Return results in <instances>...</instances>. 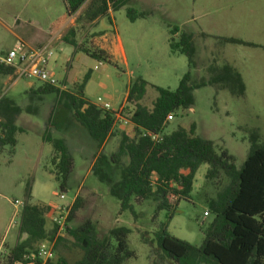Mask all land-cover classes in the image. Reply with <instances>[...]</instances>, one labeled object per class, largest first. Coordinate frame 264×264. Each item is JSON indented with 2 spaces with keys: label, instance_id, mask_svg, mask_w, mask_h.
Masks as SVG:
<instances>
[{
  "label": "rangeland",
  "instance_id": "rangeland-1",
  "mask_svg": "<svg viewBox=\"0 0 264 264\" xmlns=\"http://www.w3.org/2000/svg\"><path fill=\"white\" fill-rule=\"evenodd\" d=\"M237 1L236 3H241V15L242 4L249 11L251 36L264 42V0ZM227 2L228 0H130L118 11L110 12L112 24L102 18L96 24L76 27L75 19L79 12L68 18L63 0H0V54L13 49L17 41L32 45L33 41L44 38L52 25H56L57 28L49 36V39L54 40L52 61L56 59L57 63L53 73L56 85L52 87L73 93L74 83L69 84L66 80L69 75L66 73L68 67H72L71 72L79 79L90 72L86 91H83V96L89 102L99 104L98 99L102 103L110 95L114 97L115 103H120L128 84L141 78L149 85L140 103L151 109L157 97V92L151 85H163L169 78L166 73L175 65L170 60H185L183 57H169V28L187 30V27L210 21L217 35L226 36ZM127 9L143 14V18L129 21L126 17ZM237 20L242 29L243 17L240 16ZM71 27L77 30L75 40L87 49L106 50L115 36L122 44L126 63L117 61L115 67L84 53L74 52L72 47L62 41ZM200 35L203 42L209 40L207 34ZM210 38L217 46L212 56L216 65L213 61L215 66L206 68L195 62L192 105L189 109L177 111L173 119L166 123L164 133L168 134L178 127L189 130L193 124L195 135L213 142L217 150L225 149L234 158L236 169H240L249 151L251 135H256L259 145L264 146V87L261 86L262 80L264 82V50L251 48L248 51L249 57L245 61L251 78L248 92L240 98L243 86L238 78L240 94L234 97L230 94V88L234 84L233 77L226 67V41L222 42V38L218 37ZM212 67L217 69H211ZM7 80L6 76L0 74V102L13 101L23 108L22 115H18L15 122V126L22 128L23 132L15 134L16 146L12 155L9 154L8 146L0 150V264L11 249L7 245L12 242L14 234H17L18 214L22 206L15 208L12 203L15 200L24 202L27 186L30 187L33 203L49 206L69 204L77 197L80 206L73 214L69 228H76L88 220L94 225L99 239L108 236L113 228H127V245L134 257L122 264H174L160 254L154 239L158 225L166 221L165 211H155L156 204L153 200L140 203L131 200L135 216L129 210L120 211L119 202L109 194L111 186L100 182L88 170L91 158L82 146L76 148L71 145L73 170L65 191L59 190L54 175L56 168L51 161L54 150L51 144L42 143L41 135L45 127L48 129L49 106L56 102L60 105L62 99L55 93L43 95L36 91V95L25 94L27 83L34 84L37 87L35 90L47 84L24 79L12 84L13 80ZM55 105L54 119L58 109L57 104ZM112 105L113 109H117L119 104ZM0 120H3L1 114ZM80 132L85 134L90 143L95 144L76 120L68 122L67 127H61L57 132L47 130L52 139L61 140L63 135L68 145L71 141L81 139ZM120 133L119 129L114 130L118 139ZM109 147L111 145L108 144L103 149L105 155H108ZM208 169L209 166L204 163L198 167L189 199L180 200L176 204L166 227L169 235L195 246L201 244L203 229L213 218L210 213L204 216L208 211L209 201L215 199L229 183V179L221 171L217 176L207 179ZM111 173V178L116 180L118 168ZM60 194L64 195L63 200L59 199ZM15 211L17 215L14 217ZM62 239L64 240L58 243L55 257L61 255L72 264L80 258L81 252L74 247L72 237L65 233Z\"/></svg>",
  "mask_w": 264,
  "mask_h": 264
},
{
  "label": "trees",
  "instance_id": "trees-1",
  "mask_svg": "<svg viewBox=\"0 0 264 264\" xmlns=\"http://www.w3.org/2000/svg\"><path fill=\"white\" fill-rule=\"evenodd\" d=\"M130 0H63L67 17L78 14L76 27L96 24L106 18L112 24L110 12H116ZM126 17L133 22L143 18L127 9ZM76 28L71 27L63 36V43L74 52L84 53L92 59L103 61L116 67L111 56L102 49H87L76 40ZM171 54L186 57L188 69L195 68L192 37L179 32L176 27L169 28ZM0 74H13V69L0 64ZM90 72L73 84V93L61 92L57 88L44 85L39 94L55 93L64 100L73 118L88 133L89 137L101 146L108 137L114 136L113 129L118 119L129 121L132 137L120 133L119 145L115 153L100 154L94 164L93 174L100 182L110 185L109 194L120 204V211L135 213L130 204L153 200L155 211H165L166 221L158 225L154 234L157 250L174 264H264V146L259 145L258 137L249 138V151L240 169H236L234 158L225 150H217L213 142L194 134L193 124L189 130L178 127L166 134L165 119L179 110L189 109L192 105V91L189 71L180 79L174 91L152 86L157 92L151 109L141 105L148 83L141 78L133 80L127 92L125 106L119 111L104 109L89 102L83 91ZM9 102H0V150L9 147L13 154L16 146L15 134L22 130L15 126L14 116L18 108H10ZM43 140L51 144L54 150L52 165L55 166V179L61 192L65 191L73 170V159L62 140L44 136ZM209 166L206 178L217 176L220 171L229 179L228 185L215 199L209 201L207 214L212 215L211 222L203 229L204 238L199 246L191 245L169 235L167 223L180 200H188L192 190L195 172L201 164ZM118 168L117 179L111 178L112 170ZM187 170V174L182 171ZM76 197L71 207L68 222L79 208ZM51 207L33 203L30 187L27 186L24 202L19 212L18 242L4 255L1 264H69L61 255L42 263L26 262L24 254L35 251L37 246L51 240L53 230L46 231V217ZM67 236L74 240L81 256L72 264H122L133 258L128 249L129 230L116 227L108 236L99 239L94 225L83 222L76 228L66 230ZM24 237V238H23ZM59 238L54 247L58 250Z\"/></svg>",
  "mask_w": 264,
  "mask_h": 264
},
{
  "label": "crops",
  "instance_id": "crops-1",
  "mask_svg": "<svg viewBox=\"0 0 264 264\" xmlns=\"http://www.w3.org/2000/svg\"><path fill=\"white\" fill-rule=\"evenodd\" d=\"M236 2H238V1L237 0H228V2L226 4V9H227V16H226L227 17V29H226L227 35L226 36L217 35L216 30L212 28V24L210 21L204 22L202 24H195V26H192V27H187V30H182L178 27H176V28L178 29V33L179 32H186V33L191 35L192 44L194 47V60L196 62V65H198V66H205L206 68H208L210 65H212V66L216 65V63L214 61V57H212V56H214L213 53H214V50L216 49L215 47H217V46H216L215 42L214 43L211 42L210 36L222 38V42L226 41V47H225V49H226V67H227L228 73L231 72L230 74L232 75L233 82H234V84L232 85L233 88L231 89L229 87L231 90L230 94L233 95L234 97L238 96V94H240V93H238V82H237V79L239 78L240 82L243 86V91L240 94V98H242V96H245V94H247V92H248L247 89H248L250 81H251L248 69H247V67H245V61H247L246 59L249 57L248 51L251 48L264 50V42L259 41L258 39L251 36V29L252 28L250 26L249 13H248L249 11H247V8L245 7V5L242 4V12L243 13L241 15L240 14L241 3H236ZM236 10L238 11L237 15H236ZM110 15H111V13H110ZM247 15H248V18H247ZM240 16L243 17V20H242L243 28L242 29H240V25H239L240 21L238 22V20H237V18L239 19ZM55 27H56V25L55 26L52 25L50 27V29L48 30V33L45 34V37L42 38L41 40L33 41L32 45L26 44L25 41H22V42L29 47H37V46L43 45V44H45L51 40V39H49L50 32L53 33V29ZM202 33L207 34L209 37L208 38L209 40H206L203 42L204 39L200 35ZM171 37L174 39H177V34L174 36H171L169 31H168V39H167L168 49H169V39ZM110 44L111 45L108 47V49L105 48L106 49L105 51H108V53L111 56V59L114 61V63L116 64L117 61H122V62L126 63L127 59H126V55L124 53L121 42L119 40H117L114 36V38L111 40ZM169 55H170L169 57H173L172 59H174V57H183L185 60H181V58H176V60H170L175 65L170 70H168L166 73V75H169V78H167V80L164 81L165 83L163 85H155V86H162L164 88H167L170 91H174V89H172V88L178 87L180 79L188 71L190 73V85H192V82L195 79L194 69L196 67L193 69H188V63H187L186 57H184L183 55H180V54H171L170 49H169ZM52 60L53 59H51V61L49 62V70H50V73L52 74V76L54 77L53 73H54L55 69L57 68V63L55 61L56 59H54V61H52ZM213 61H214L215 65H213ZM216 67H218V66H216ZM216 67H212L211 69H213V68L215 69ZM71 70H72V67H68V72H66V69H64V71L66 73H69V75H67V77H66V80H67V82H69V84H73V83L81 80V79L77 78L74 75V73L71 72ZM6 77L8 79L7 81L13 80L12 84H14L16 80H18V79H15L13 75H7ZM262 84L263 85H261V86L264 87L263 80H262ZM129 85L130 84H128V87H129ZM128 87H127L120 103H118V102L115 103L114 97L109 95V96H106L107 101H104L101 103L100 99H98V101L100 103L99 104L93 103V104H95L96 106H100V107L103 104H108L110 110L119 111L122 107L125 106ZM36 88L37 87H35L34 84L27 83L25 94L36 95V91H38L40 89V88H38L37 90H35ZM86 88H87V86L85 85L84 91H86ZM57 89L61 92H64V89H62V88H57ZM234 97L232 99H234ZM55 104H57L58 109H57V113H56L57 115L54 119L53 118L54 111L56 110ZM55 104L49 106V110H48L49 114H48L47 118L49 119L48 120V124H49L48 129H52L53 131L57 132L58 130H61V127H64V128L67 127V123L70 121H74L75 119L73 118L72 113L67 109V106L64 103V100H61L60 105H58L57 102ZM112 104H119V105H117L118 106L117 109H113ZM9 106H10V108H18L20 110L19 114L14 116V123H15L16 117L18 115H20V116L22 115L21 112H22L23 108L20 107V105H18L17 103H14L13 101L10 102ZM3 120H4V118H3ZM20 129L22 130L21 132H23V129L22 128H20ZM48 129L45 127V131L44 130L42 131L43 132L41 135L42 143H48V142H45L43 140L44 136L48 135L47 134ZM115 129H119L121 132L127 134L129 137H132L133 126L127 120L118 119V123L114 127L113 132ZM63 132H65V131H63ZM80 135H81L80 136L81 139H79L78 141H71L72 143H70V145H68V142L64 139L63 135H62L63 139H61V140L63 141V143H64L65 147L67 148V151H68L69 155L72 157V159H73V155H72L73 153H72L71 145H72V147H76V148H78L79 146L83 147V149L87 152L86 154H88L89 157L91 158L90 164L88 166V170L93 174V170H94L93 168H94V164L96 162V159L98 158V156L100 154L105 155L102 152L103 149L109 144V145H111V148L109 147L110 151H109L108 155H105V156H109L110 154L115 153L117 148H118L120 138L118 139L117 136H115V135L112 137H108V139L101 146H98L96 143L95 144L90 143L87 140V137L85 136V134H83V132H80ZM82 141L85 142V144H82L83 143ZM112 143H114V144H112ZM84 146L86 148H84ZM187 172H188L187 170L182 171L183 174H187ZM69 179H70V177H69ZM69 179H68V181H69ZM74 200H72V202L69 203L71 205V207L73 205ZM50 207L52 208L53 205ZM52 228H53V225L51 223V218H50V216H47L45 229H46V231L49 232L52 230ZM16 232H17V234L16 233L14 234L12 242L10 244H8L7 247L12 248L18 242V240H19L18 230ZM55 245H56V243H55ZM55 245H54V247H55ZM0 251H1V249H0Z\"/></svg>",
  "mask_w": 264,
  "mask_h": 264
},
{
  "label": "built area",
  "instance_id": "built-area-1",
  "mask_svg": "<svg viewBox=\"0 0 264 264\" xmlns=\"http://www.w3.org/2000/svg\"><path fill=\"white\" fill-rule=\"evenodd\" d=\"M53 41L51 39L47 43L37 47H29L22 41H17L13 49L0 54V64L12 68V75L15 79L32 80L49 86H55L56 79L49 70V62L54 55L52 48ZM101 107L109 109L108 104H103ZM172 119L173 115H168L165 123ZM59 199L63 200L64 195L60 194ZM12 205L16 208L21 207L23 203L15 200ZM70 211L71 205L67 203H57L52 207L48 216H50L53 225V240H45L37 246L35 251L24 254L22 256L24 261H41L45 263L55 258L54 245L66 233L69 225L68 218ZM16 213L15 211L14 217L17 215ZM204 216H208L207 212L204 213Z\"/></svg>",
  "mask_w": 264,
  "mask_h": 264
}]
</instances>
